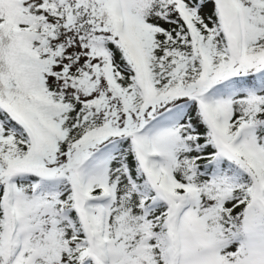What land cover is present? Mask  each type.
<instances>
[{
  "label": "snow or ice",
  "instance_id": "obj_1",
  "mask_svg": "<svg viewBox=\"0 0 264 264\" xmlns=\"http://www.w3.org/2000/svg\"><path fill=\"white\" fill-rule=\"evenodd\" d=\"M0 264H264V0H0Z\"/></svg>",
  "mask_w": 264,
  "mask_h": 264
}]
</instances>
